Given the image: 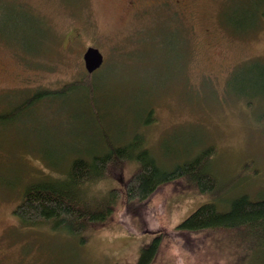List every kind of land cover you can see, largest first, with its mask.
<instances>
[{
    "label": "rangeland",
    "instance_id": "374dc122",
    "mask_svg": "<svg viewBox=\"0 0 264 264\" xmlns=\"http://www.w3.org/2000/svg\"><path fill=\"white\" fill-rule=\"evenodd\" d=\"M129 1L0 0V264H136L158 232L199 206L264 198V0ZM87 47L103 55L93 104L85 91L58 92L86 76ZM42 91L50 94L35 98ZM137 134L164 170L212 148L216 189L161 188L136 209L141 234L120 226L130 219L123 206L85 244L21 224L14 210L26 186L61 180L72 158ZM109 187L120 185L91 191ZM213 235L188 251L166 238L156 264L263 263L264 236Z\"/></svg>",
    "mask_w": 264,
    "mask_h": 264
},
{
    "label": "trees",
    "instance_id": "16d2710c",
    "mask_svg": "<svg viewBox=\"0 0 264 264\" xmlns=\"http://www.w3.org/2000/svg\"><path fill=\"white\" fill-rule=\"evenodd\" d=\"M95 72L86 74L82 80L66 85L58 92L85 91L89 103L94 102L96 86L92 77ZM48 94L50 92H38L35 98ZM35 98L31 97L24 104H30ZM151 115L149 112L148 117ZM262 118L264 120V113ZM142 140L137 134L127 144L115 146L107 139L105 151L90 158H72L61 180H43L26 186L14 214L25 226L46 224L54 230L78 235L80 244H85L86 233L107 226L122 206L130 219L129 222L120 219V226L132 232L139 231L135 234L144 233L133 228L137 216L141 219L144 216L137 213V208L147 205L168 184L183 182L203 194L216 189L217 180L208 171L212 148L203 149L194 158L172 170H164L143 146ZM130 164L136 168L124 180V171ZM104 180H114L120 187L91 191L97 182ZM218 232L247 238L252 236L253 240L263 237L264 198L254 201L245 195L241 196L232 200L226 211H219L212 203L199 206L172 229L158 232L147 246L141 248L136 264H156L166 238L180 249L188 251L199 247L196 243H203L201 246L210 243L214 239L213 234Z\"/></svg>",
    "mask_w": 264,
    "mask_h": 264
},
{
    "label": "water",
    "instance_id": "95a60500",
    "mask_svg": "<svg viewBox=\"0 0 264 264\" xmlns=\"http://www.w3.org/2000/svg\"><path fill=\"white\" fill-rule=\"evenodd\" d=\"M82 59L87 74L95 72L103 64V55L95 47H87L82 55Z\"/></svg>",
    "mask_w": 264,
    "mask_h": 264
},
{
    "label": "flooded vegetation",
    "instance_id": "af4514ba",
    "mask_svg": "<svg viewBox=\"0 0 264 264\" xmlns=\"http://www.w3.org/2000/svg\"><path fill=\"white\" fill-rule=\"evenodd\" d=\"M129 3L130 5H133L135 3V0H130Z\"/></svg>",
    "mask_w": 264,
    "mask_h": 264
}]
</instances>
